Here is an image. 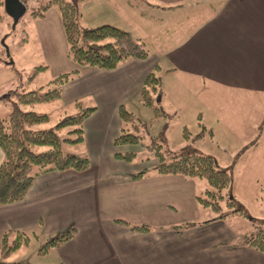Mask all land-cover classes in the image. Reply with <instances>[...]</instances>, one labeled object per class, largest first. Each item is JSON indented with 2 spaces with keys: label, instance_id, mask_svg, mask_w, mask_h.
<instances>
[{
  "label": "crops",
  "instance_id": "crops-1",
  "mask_svg": "<svg viewBox=\"0 0 264 264\" xmlns=\"http://www.w3.org/2000/svg\"><path fill=\"white\" fill-rule=\"evenodd\" d=\"M150 3L161 12L178 14L171 27L162 29L163 35H155L154 52L136 35L149 50L146 59H129L111 70L78 65L77 77L62 88L63 102L87 96L96 107L83 122L82 143L92 158L88 168L40 174L20 201L1 205L0 247L4 232H25L31 236L29 244L38 247L75 227L72 238L37 258L40 264H264L263 253L234 244L244 227L232 228L227 217L197 222V178L158 175L144 163L133 168L114 156L131 151L130 146L113 144L123 124L119 105L139 101L144 78L152 70L159 77L166 107L182 119V131L189 126L184 117L196 120L205 131L210 121L204 110L215 109L212 122L236 126L242 143L237 149L257 137L251 126L264 121L259 113L264 108V0ZM195 15L200 17L197 21L183 25L182 20ZM206 93L228 96L216 106L207 101ZM183 94H196L197 102L184 103ZM2 158L0 149V163ZM143 168L148 175L133 179V172ZM116 220L145 224L150 230L133 231Z\"/></svg>",
  "mask_w": 264,
  "mask_h": 264
},
{
  "label": "rangeland",
  "instance_id": "rangeland-1",
  "mask_svg": "<svg viewBox=\"0 0 264 264\" xmlns=\"http://www.w3.org/2000/svg\"><path fill=\"white\" fill-rule=\"evenodd\" d=\"M46 0H24L26 12L12 27V19L5 12L4 6L0 8L3 18L0 20V117L6 118L10 112L11 104L5 101L3 97L12 91H31L41 88H47V83L63 72L77 69L75 64L67 55V42L61 25L59 12L56 7L50 8L45 17L32 18L29 12L38 7ZM73 1V0H68ZM133 6L126 5L120 0H83L77 3L80 11L79 24L84 27H97L103 24H110L123 30L130 31L133 35H138L144 39L146 46L151 52L157 48V40L154 37L163 35L162 29L171 27V22L177 17L176 12H164L150 6V0H135ZM141 3V4H140ZM152 5V4H151ZM143 11V14L139 12ZM183 16V15H182ZM195 19L182 20L186 26ZM175 17V18H174ZM41 20V21H40ZM181 29V28H180ZM179 29V30H180ZM167 35V33L165 32ZM165 35V36H166ZM170 35V34H169ZM170 39L168 37L167 41ZM166 41V42H167ZM77 67V68H75ZM159 90H162L159 83ZM183 94L181 101L184 103L197 102V95ZM207 101L218 106L220 99L228 96L223 93L207 94ZM156 104L160 108L159 114L146 107L139 101H132L127 105L126 110L133 114V120L128 121L122 126L129 131L137 132L142 135V139L136 144H127L128 148L135 152V156L130 165L144 166L150 171L156 163L154 149L146 148V145L155 141L161 145V151L166 160L171 159L175 154L193 151L202 154L211 155L221 169H225L231 176V185L229 188V198L234 200L236 207L241 208L246 213L245 216L229 215V209L222 204L219 211H213L207 207H200L198 221H207L217 218L226 213L227 223L232 228L244 227L243 231H249L252 234L257 227H264V121L260 120L258 125L251 126L255 130L257 137L253 140L243 142V147L237 149V144L242 145L238 139L235 125L217 124L212 119L213 110H204L206 119L210 121L205 131L203 126H199L197 121L192 122L187 117L185 122L189 121L188 139L183 136L180 122L177 118L178 113L171 108L166 107L165 96L156 98ZM77 102L65 103L61 99L52 102H42L33 106L24 105V110H34L37 113H45L49 120L41 123L38 128H51L56 123L67 116H75L87 107H92L90 97H80ZM188 106V104H185ZM162 111L164 113L162 114ZM186 111V110H185ZM207 112L211 115L208 116ZM259 113L264 114V108L259 109ZM183 118V119H184ZM188 119V120H187ZM136 125L138 130L132 126ZM213 128V137H210L209 130ZM245 127V126H244ZM72 127L63 128L58 131V137L62 140L67 134V130ZM203 131V132H202ZM199 133V135H197ZM200 133L202 135H200ZM85 134V132H84ZM236 138V139H235ZM256 145V146H255ZM61 148L63 153H75L78 155H87L85 146L80 144H69L62 141ZM91 158V151L89 150ZM141 169H139L140 171ZM136 172V171H135ZM133 172V173H135ZM197 189L203 192L208 187L204 178H197ZM196 223V222H195ZM242 231V232H243ZM237 239H241L239 233ZM41 246V244H40ZM39 246L31 243L27 248L12 252L5 259L7 261H19L22 264H40L37 254ZM2 257L0 256V261Z\"/></svg>",
  "mask_w": 264,
  "mask_h": 264
},
{
  "label": "trees",
  "instance_id": "trees-1",
  "mask_svg": "<svg viewBox=\"0 0 264 264\" xmlns=\"http://www.w3.org/2000/svg\"><path fill=\"white\" fill-rule=\"evenodd\" d=\"M22 1L25 4L24 0ZM79 1L83 0H46L29 12L32 18H43L50 8H57L67 42V55L75 64L111 70L123 61L146 59L149 56V50L144 42L128 30L110 24L97 27L81 26L79 24L81 14L77 7ZM127 1L132 6L135 4L134 0ZM1 7L3 0H0ZM3 16V13H0V20ZM78 72V69H72L60 73L47 83V88L44 90L39 88L31 91H12L3 97L5 101L10 102L11 108L6 118L0 117V149L3 154L0 163V206L20 201L40 174L68 169L82 171L88 168L90 160L87 156L63 153L61 144L62 141L69 144H80L84 141L83 122L96 110L95 106L83 109L78 115L60 119L54 127L46 129L38 128V125L49 120L47 114L22 109L24 105L33 106L42 102L60 100L63 86L77 77ZM159 83V77L152 70L144 78L138 93L139 101L155 114L161 113L155 101L162 93L158 87ZM75 105L80 106V103L76 102ZM118 115L124 125L133 120V114L126 110L124 104L119 105ZM67 127H72L67 130V134L72 136L60 140L58 131ZM132 127L138 130L136 125ZM189 134L188 129L184 127L183 136L188 139ZM142 137L137 132L129 131L122 126L119 135L113 139V144L115 146L136 144ZM146 148L154 149L156 163L152 168L153 173L205 179L208 187L200 194H196V201L200 207L219 211L224 204L229 209L230 216L246 215L244 210L237 208L234 200L229 198L231 176L225 169L219 168L214 157L185 151L166 160L159 143L152 141L146 145ZM114 156L130 163L135 152H115ZM146 175H148L147 169L143 168L133 173L132 178L137 180ZM228 214L223 213L217 218H225ZM116 222L129 226L133 231L150 230L145 224L134 225L124 220H116ZM184 225L190 227L193 224ZM75 231V227H70L49 237L39 246L37 254L43 255L50 248L69 240ZM248 232L243 231L241 239L234 244H242L264 254V227H257L252 234ZM30 239L31 236L22 231L4 232L1 238L0 264H22L19 261H7L5 258L19 248L27 247Z\"/></svg>",
  "mask_w": 264,
  "mask_h": 264
},
{
  "label": "water",
  "instance_id": "water-1",
  "mask_svg": "<svg viewBox=\"0 0 264 264\" xmlns=\"http://www.w3.org/2000/svg\"><path fill=\"white\" fill-rule=\"evenodd\" d=\"M3 6L5 12L12 19V27H15V24L26 12V5L22 0H3Z\"/></svg>",
  "mask_w": 264,
  "mask_h": 264
}]
</instances>
